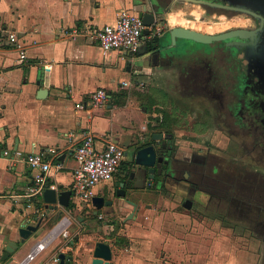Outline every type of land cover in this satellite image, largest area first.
<instances>
[{
	"label": "crops",
	"instance_id": "crops-1",
	"mask_svg": "<svg viewBox=\"0 0 264 264\" xmlns=\"http://www.w3.org/2000/svg\"><path fill=\"white\" fill-rule=\"evenodd\" d=\"M146 1L156 2L0 0V242L17 239L16 220L20 211L29 218L35 214L34 208L26 209L28 200L24 194L33 184L36 171L22 161L11 165L2 156L4 150L17 146L30 156L34 152L47 154L51 148L59 150V161L64 156L60 161L63 168H53L49 182L51 186L69 189L76 165L69 134L78 135L73 139L78 143L77 139L90 133L97 138V145L103 146L108 140L125 141L124 136L135 138L150 130L145 118L147 113L140 110L137 100L131 96L140 90L139 85L153 80L174 57L171 29L190 27L180 22L175 24L177 19H172L174 11L171 9L170 14L160 17L165 21L164 31L156 38L160 44L151 54L143 44L132 62L123 59L131 57L129 53H104L93 37L106 25L115 24L121 11L139 13L140 4ZM74 29L81 34L70 35ZM13 32L19 33L26 42L28 57L25 61L19 59V53L10 45L9 34ZM166 37L168 43L163 45ZM144 41L149 43L146 38ZM179 42L183 40H178L177 44ZM99 88L108 93L106 106L78 109V105L88 103ZM40 90L46 93L39 95ZM116 182L114 174L97 185V196L113 201V205L98 210L93 205L90 210L98 211V216L94 215L91 222L72 216L76 210L89 209L83 204L61 208L48 215L42 211L46 214L43 230L49 231L38 241L49 236L50 242L28 264H54L53 258L60 252L74 256L76 263L88 264L92 259L87 240L90 236L83 237L82 230L96 222L105 231L118 229L114 241L101 239L111 246L115 264H216L210 256L215 260V250L211 254L208 239L200 238L201 231L196 229L208 222L191 217V211L181 206V199L171 203L172 206L147 204L144 209L142 197H154L156 192L145 188L142 178L138 181L140 190L130 192L125 198L113 196ZM105 209L118 217L102 220L100 214ZM65 218L69 221L59 228ZM76 220L82 225L77 226ZM205 233L210 238L211 232ZM35 244L26 243L8 262L0 264H18ZM241 262L239 259L231 264Z\"/></svg>",
	"mask_w": 264,
	"mask_h": 264
},
{
	"label": "flooded vegetation",
	"instance_id": "flooded-vegetation-1",
	"mask_svg": "<svg viewBox=\"0 0 264 264\" xmlns=\"http://www.w3.org/2000/svg\"><path fill=\"white\" fill-rule=\"evenodd\" d=\"M159 1L171 10L183 0ZM205 1L226 6H204L209 14L234 16L233 14L247 9L264 15V0ZM251 18L255 21L253 27L238 26L224 32L238 28L250 31L258 29L259 21L253 16ZM237 42L240 44L236 45ZM208 44L212 46L174 53V57L164 68L181 64L182 73H186V70L191 72L189 92L205 97L204 104L208 110L205 112L206 120L199 123L209 128L212 124L220 133L223 130L229 142L232 138H238V144L234 143L235 152H232V146L228 142L230 147L225 149L226 156L212 154L208 150L203 156H199L201 159L197 158L193 149L184 150L172 132L161 129V124H157V130L153 132L164 136L159 143L152 141L153 132H143L135 137L137 141L149 137V143L156 146L158 162L155 178L148 186L149 173L137 166H124V156L116 173V190L113 196L117 197L120 179L125 182L128 195L140 190L138 181L142 178L145 188L153 189L158 195L171 194L181 199V206L197 215V218L210 223L226 224V220H229L245 224L250 230L249 234L262 241L261 246L264 248V180L259 181L264 176V31L256 33L254 40L236 36L232 40ZM175 58L177 63L174 64ZM147 128L149 129V123ZM242 150L254 162L251 169L243 162ZM216 155L218 161L213 160ZM212 212H217L214 218H211ZM92 213L93 217L94 212Z\"/></svg>",
	"mask_w": 264,
	"mask_h": 264
},
{
	"label": "rangeland",
	"instance_id": "rangeland-1",
	"mask_svg": "<svg viewBox=\"0 0 264 264\" xmlns=\"http://www.w3.org/2000/svg\"><path fill=\"white\" fill-rule=\"evenodd\" d=\"M172 9V11H174L172 19H177L176 22H174L175 24L180 22V24H186L190 27L189 29L194 30L200 28L199 31L207 34L222 33L226 30L237 28L238 26L253 27L255 25V21L246 12H238V14H233L234 16H219L218 14H209L206 12L204 6L185 1L177 4ZM164 24L165 21L163 20L158 23L162 29H164L162 27ZM165 40L166 42L163 45L168 43V37H166ZM211 46V44L198 40L193 42L183 40V42H179V44L173 46L171 50L178 53L183 52L185 49L200 50L203 47L210 48ZM175 62L177 63L176 58L174 64ZM181 67V64H177V66H173V68H162L149 83H144L141 86L139 85L140 90L133 92L131 96L132 99L137 100V105L140 110L147 113L145 118L150 126L155 127L157 124L167 123L169 125V130L175 135L180 146L184 148V150L189 148L193 149L195 157L200 158L208 150H211L212 154L217 153L221 154V156H226L225 149L228 146L230 147V145L232 146V152H235L234 143L238 144V138L237 140L236 138H232L233 140L229 142L226 138V132L223 130H221L220 133V130L213 128L212 124L209 128L199 123L201 120H206L205 112L208 111L204 104L206 99L201 94L193 95L189 92L188 86L190 84V78H192L190 75L191 72L186 70V73H184L185 71L182 73ZM204 108L205 111H203ZM212 110L214 111L213 108ZM152 131L153 130L150 129L146 131V133L150 134ZM237 151L239 152V150ZM241 152L246 167H249V169L254 167V162L249 160L246 151L242 150ZM217 158L218 156L216 155L213 157V160L215 159L218 161ZM246 171L247 170H244V172ZM220 174H222V172H220ZM260 180H264V176L263 178H259V181ZM153 194L154 197H142L141 200L143 201L144 209L147 204L153 205L160 203L164 204V207L167 206V204L172 206L171 203L179 199L171 194H165L163 197L158 196L156 193ZM107 210L108 209L101 211L100 215L101 218H103L102 220L111 221L118 217L116 213L111 215ZM181 210L185 211L183 208H181ZM159 211L161 212V208ZM91 213L92 210L90 209H85L83 211L76 210L72 216L73 218L79 216L84 218L85 222H91L94 220ZM215 213L217 212L210 213L211 218L216 216ZM190 215L191 217H197V215L192 212ZM198 219L201 218L198 217ZM99 221L101 220L99 219ZM226 221V224L208 222L207 224H202L205 228L202 226L196 227V229L201 231L199 235L200 238L203 237L208 239L207 243H209L211 247V254L214 250L217 251H214L216 255L215 260L213 255H210L211 261L213 263L216 261V264H231L233 261L237 262L241 259L242 264H264V248L261 246L263 244L262 241L254 239V236L249 234L250 230L245 227V224L239 221ZM76 222L78 223L77 226H80L82 223L79 220H76ZM202 229H204V233ZM207 230L211 232L209 235L210 238L208 234L205 233ZM43 231V229L40 230L38 234L27 243L34 244L39 238L47 234L49 230ZM117 231V228L105 231L98 226V222H96L92 223L91 226H86V228L82 230V232H85L82 236H90L89 239H87L88 246L93 250L95 242L101 241V239L114 241L117 236Z\"/></svg>",
	"mask_w": 264,
	"mask_h": 264
},
{
	"label": "built area",
	"instance_id": "built-area-1",
	"mask_svg": "<svg viewBox=\"0 0 264 264\" xmlns=\"http://www.w3.org/2000/svg\"><path fill=\"white\" fill-rule=\"evenodd\" d=\"M145 30H150V34L145 35ZM162 30L158 24L147 27L139 13L132 14L123 10L115 24L106 25L96 31L93 37L104 53L111 51H118L126 55L129 53L131 57L127 56L123 59L132 62L135 56L140 54L142 45H146L147 42L144 41V38L151 42L160 36ZM80 34L78 29H74L70 33L74 37ZM9 42L19 53V59L27 60L26 42L20 34L17 32L10 33ZM108 101L109 96L106 90L99 88L91 95L89 102L79 104L78 109L101 108L106 106ZM77 136L73 133L69 134V138L72 139L70 141L73 143L72 148L76 164L72 169L73 180L69 188L72 191L70 206L76 208L83 204L84 207L90 209L93 206V198L97 196L95 191L97 185L111 179L117 173L126 149L113 140H108L103 146H98L97 138L90 133L84 134L79 140L77 139L78 143H74L73 139H76ZM2 156L7 158L11 165L22 161L33 171H36L33 176V184L24 194L29 207L42 196L52 169L60 170L63 168V164L59 161V150L54 148L49 149L47 154L34 152L31 156L18 149H6L2 152ZM39 216L45 217V213L41 212ZM67 221H69L68 218L63 219L59 223V228L66 225ZM49 242V236H44L18 264H28L33 261ZM53 263L59 264L58 255L54 256Z\"/></svg>",
	"mask_w": 264,
	"mask_h": 264
},
{
	"label": "water",
	"instance_id": "water-1",
	"mask_svg": "<svg viewBox=\"0 0 264 264\" xmlns=\"http://www.w3.org/2000/svg\"><path fill=\"white\" fill-rule=\"evenodd\" d=\"M188 3L199 4L201 6H210L216 8L226 7L218 2L214 1H205V0H183ZM140 12L139 15L143 18L144 23L147 27L152 25H156L160 23L162 18L161 16L168 14L170 9L165 8L160 4L159 0L156 2L146 1L140 4ZM242 12H246L247 14L253 16L259 21V28L256 30H247L244 28H238L229 32H222L218 34H207L198 30L189 29L182 26H177L171 29V40L175 45L178 40L185 41H202L205 43L209 42H218L225 40H232V37H239L243 39L254 40L256 37V33H260L264 31V15L261 12L256 10H241ZM145 35L150 34V30H145ZM240 44V43H236ZM245 45V44H244ZM147 52L152 53L155 49L152 44L149 42L146 44ZM46 91L40 90L39 95L45 94ZM149 136V135H148ZM152 141H157V143L162 140L164 137L162 133L153 132L152 133ZM171 137V136H169ZM125 141H115L116 143L125 147V159L123 161L124 166H132L139 167L144 171L149 173V185L151 184L152 179L155 178L157 162H158V152L155 144L149 143V137L146 139H139L138 141L133 136H124ZM17 150V146L15 148ZM64 160V156L60 158V161ZM160 161V159H159ZM117 184V192L116 195L118 198H125L127 195V191L125 189V182L121 181ZM47 187L45 188L42 196H40L37 200L34 201L33 205L28 208H34L35 214H33L30 218L24 214V211H20L19 219L17 218V239L10 240L7 242H0V262L6 263L11 257L18 252L23 245H25L31 238L36 236L40 230L43 229V222L45 220L44 216H39L42 211L48 215L53 212H58L60 209H66L70 206V198L72 195V191L70 189H64L63 186H51V183L47 182ZM134 204V203H132ZM93 205L98 209L103 206H112L113 201L107 200L101 196H95L93 198ZM135 205V204H134ZM94 215L98 214V211L94 212ZM45 214V215H46ZM37 243V242H36ZM92 259L88 264H115L113 262V252L111 246L105 242L98 241L96 242L94 249L91 251ZM59 264H80L74 261V256L67 254L65 252H60L58 254Z\"/></svg>",
	"mask_w": 264,
	"mask_h": 264
},
{
	"label": "trees",
	"instance_id": "trees-1",
	"mask_svg": "<svg viewBox=\"0 0 264 264\" xmlns=\"http://www.w3.org/2000/svg\"><path fill=\"white\" fill-rule=\"evenodd\" d=\"M150 43L152 44L153 47H156V46H158L160 44V41L158 39H154ZM161 128H163L166 131L171 132L169 130V125L167 123H162L161 124ZM149 129H151L153 131H156L157 130V127H152V126L149 125Z\"/></svg>",
	"mask_w": 264,
	"mask_h": 264
}]
</instances>
